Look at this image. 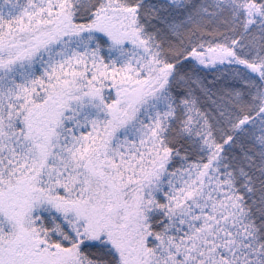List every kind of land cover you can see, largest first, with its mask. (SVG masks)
Listing matches in <instances>:
<instances>
[{"label":"snow or ice","instance_id":"6c2138e0","mask_svg":"<svg viewBox=\"0 0 264 264\" xmlns=\"http://www.w3.org/2000/svg\"><path fill=\"white\" fill-rule=\"evenodd\" d=\"M0 264H264V0H0Z\"/></svg>","mask_w":264,"mask_h":264}]
</instances>
